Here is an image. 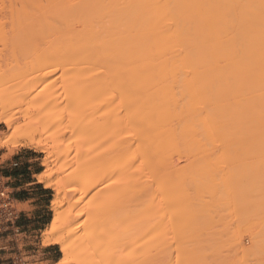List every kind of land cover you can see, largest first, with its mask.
I'll return each instance as SVG.
<instances>
[{
	"label": "bare ground",
	"instance_id": "obj_1",
	"mask_svg": "<svg viewBox=\"0 0 264 264\" xmlns=\"http://www.w3.org/2000/svg\"><path fill=\"white\" fill-rule=\"evenodd\" d=\"M2 3L6 5L8 13L6 19L0 14V33L5 31L20 35L44 33L49 34L48 37L55 34L56 38L53 36V40L51 39L55 45L54 51L66 52L64 58L73 56L71 59L74 58L77 67L72 71L73 73L76 71L78 74L79 70L88 67L101 69L100 77L97 76L98 74L95 75L99 73L98 68L95 74L92 72L95 71L94 69L90 73L103 81L100 89L93 86L95 78L93 79L92 76H95L92 74L89 77L90 75L87 74L86 79L91 81L92 88L87 86L84 89L85 87L78 82L73 85L71 92H66L67 99L74 105L66 111L69 115L65 114L64 117L67 123L70 122L69 125L73 130L78 129L82 124L84 126L87 122L89 125L91 121L93 130L99 129L102 119L98 117L99 122L95 120L97 113H94L95 116L86 115L89 101L92 98L97 99L96 96L104 99L106 105L104 104L105 111H103L109 113L110 118L120 119L115 131L112 125H107L108 136L117 138L119 142V156L101 172L95 171L94 166L87 168V175L70 188L73 193H81L83 197L91 188L122 172L125 180L134 179L132 184L135 192L132 193H135V197L132 196L130 199L134 207L132 209L130 207L128 211L136 219V223L133 224H136V231H133L135 238L132 237L135 242L141 246L140 248H143L142 245L146 248L153 247L152 245L159 240L164 242L163 239L168 238L165 236L166 228L172 226L175 217V222H178L173 227L177 226V234L180 232L182 237L179 234L176 236L175 231L174 241L178 237L176 241H179V245L184 248L187 241H190L187 236L190 235L189 227L192 224L194 229L204 226L197 232L205 230L206 227L208 229L209 223H206V217L208 207H211L212 203L208 201L210 197L206 201L204 199L206 203L203 201L204 197H208L205 194L210 196L209 193L204 192L203 197L201 194L204 191L202 186L207 182L203 181L204 185L197 186L192 180L195 176L199 178V175L212 174L213 181L219 183V179H214L219 172L214 170L216 166L221 165L218 162L226 159L228 168L226 166L225 169L223 161L225 170L222 171L221 177L223 181L228 178L229 183L225 182L228 183L226 186L229 187L225 189L228 191L223 189L225 186L221 183L220 186L214 183L218 185L217 190L221 189L218 191L221 193L220 198L226 193L228 198L226 196L227 199H223L229 204L232 201L230 211H234L233 216L236 219L232 218L231 222L236 220V223L234 221L231 226L229 222L231 216L228 221L230 229L228 227L225 229L227 232H222L221 224L219 231L218 227L215 229V234L205 235L204 231L206 237H200L201 234L198 237L204 241L217 237V241L221 243L226 238L223 243L228 240V244L231 242L236 244L239 251L232 244L231 247L228 246L231 249L226 248L227 250L223 251L227 255L224 253L220 256V259L222 256L224 259L225 256L228 257L226 259L228 261L222 259L220 264H264V0H8L7 2L2 0ZM3 19L6 21L3 22ZM48 73L39 75L37 77L39 82ZM116 94L118 95L110 105ZM53 96L51 94L47 101L45 100L44 106L54 103L56 96ZM13 116L0 115V121L5 122L10 130V135L6 139H0L4 144H8L13 137L26 139V126L15 125ZM28 139L31 146L39 148L40 143L35 137L30 136ZM180 145L187 146V149L197 148H194V154L191 155V148L187 152L184 147V153ZM177 146L180 148L179 152L171 150ZM218 146L222 149L220 154ZM209 147L218 149L213 150ZM172 151L174 156H171ZM175 153L179 158L182 153L185 156L188 153V160L192 157L193 172L191 168H188V173V169H184L182 175L183 165L179 166L177 163L175 166L177 164L178 169L173 165L172 172L179 170L180 175L177 176L176 173L175 175L176 179L182 177L179 182L184 186L182 189H188L187 186L190 184L195 185V190L202 188L195 192L201 191L199 196L203 202H200L206 207L203 204L200 208L196 204H194L195 208L192 206L194 203L192 200L195 198L190 196L195 195L191 194L193 191L191 186L189 188L192 190L189 189L187 192L186 189L187 193L184 191L186 194L182 196L184 192L180 193L181 187L178 182L176 185L171 184L172 163L169 161L170 168H168L166 159L169 157V160L172 158L176 162ZM92 155L93 153L90 157ZM228 157L229 162L234 160L233 163L230 162L231 165L227 162ZM99 158L101 155L97 153L93 155L92 161L96 162ZM213 160H216L217 164ZM210 161L211 164L216 165L212 170L208 169L209 165L211 167ZM198 162H208L207 167L198 169ZM239 163L245 164V167L236 166ZM184 167L186 168V165ZM53 172L54 168H50L47 174H41L40 181L50 177ZM186 177L190 184L186 181ZM172 178L175 181V176ZM183 180L187 186L182 183ZM47 181L49 182L48 179ZM172 185L176 186L177 190L175 187L173 189ZM58 189V192L60 190L64 192L62 196H56L52 201L54 218L50 228L45 231L44 243L61 242L63 251L69 253L80 237L76 238L71 234L64 237L61 231L64 225H67L64 229H69V233L74 234L72 230L74 219L81 211L80 208L78 209V201L73 200L65 210L62 204L68 189L66 186ZM125 191L127 193V190ZM125 193L126 197L128 194ZM132 193L130 195H133ZM12 196L14 197L13 192ZM133 199L135 202L131 201ZM228 199L231 201L228 202ZM192 207L195 214H192L194 212ZM128 211L126 209L121 211V216L124 212L121 217L122 223L126 222L123 220L125 217L130 216ZM224 211L226 213L220 214V220L223 217L221 223L224 221L225 225L228 216L225 218L226 221L224 216L228 212L227 209ZM177 212L182 213L179 214V220L175 216ZM192 218L197 220L196 228L194 227L196 222L191 224ZM203 221L208 226L202 225ZM86 222L91 223L92 218L88 217L84 223ZM229 224L227 223L228 226ZM133 225L131 228L135 227ZM242 231H247L246 233L249 234H247L249 244L246 246H241ZM190 232L195 235L194 230ZM169 237L171 240V236ZM183 237H186V240ZM160 238H163V241ZM189 243L195 245L198 242ZM201 244L197 246L201 247ZM186 245L187 249L191 247L188 243ZM197 246H194L196 253L203 249V246L198 247V251ZM210 247L205 251L208 250L209 253L211 250L213 255L214 250ZM159 249L162 250L160 247ZM157 251L154 252L158 254ZM201 253L197 255L200 256ZM208 253L205 252L203 255ZM208 255L211 257V254ZM208 255L202 257L205 259ZM194 257L197 258L196 255ZM203 260H200V263Z\"/></svg>",
	"mask_w": 264,
	"mask_h": 264
},
{
	"label": "rangeland",
	"instance_id": "obj_2",
	"mask_svg": "<svg viewBox=\"0 0 264 264\" xmlns=\"http://www.w3.org/2000/svg\"><path fill=\"white\" fill-rule=\"evenodd\" d=\"M3 1L7 2L8 0H3ZM5 7L6 5L2 3V0H0V14L3 15L2 17H4V19H6V16H7L6 13H8ZM5 21L6 20H4L3 22ZM5 32L0 33V115H3V114L10 115V116L14 115L13 118L15 119L14 121L15 125L26 126V134L27 135L29 134L28 137L30 136L35 137L36 140L39 141L40 146L39 148L34 147L33 145L31 146L30 142L28 141L29 139L27 135H26V139H23V138L20 139V137H13L12 140H10L8 144H4L3 142H0V168L3 170L9 171L10 169L18 168L19 166L23 167L24 165H26L25 170L27 173H38L34 178H32L30 174L29 176L28 175L25 176L26 181L31 180V179L38 181V184L29 186V187H36V186L43 185L44 186L43 190L47 192V195L43 196L42 198L38 196L27 195V196H31L32 198H34V200L32 199L31 201H28L26 203L18 202V207L20 210L23 208L29 209L32 207V204H34L35 207H40V211L41 213H43V216L35 220L36 224L32 227L31 232L27 233L28 237L30 236V234H31V237L27 239L29 240V242L28 243L26 242V250H27L26 264H33L32 262L35 261V259L39 261H44L43 263H37V264H209L211 262H215V263L217 262V264H220V260L224 259L223 256L220 259L221 254L224 255L225 253L223 252L224 249L225 251L227 250L226 248H228L229 250L231 249L230 247L232 245L235 246L236 244L235 243L233 244V242L231 241H229L231 243L228 244V240H226L227 243L226 241L225 243H223V241L226 238L222 241V243L219 240L217 241L218 239L217 237L212 240H208V241H204L202 238H204V236L207 233L215 234L216 233L215 229L217 227H218L217 228L218 231L221 228V230L223 229L222 231L223 233L227 232L225 231V229H228L230 227L229 222L231 223V226L234 224V221L236 223V220H233V222H231L232 218L236 219L235 216H233L235 215L234 211L233 212L232 210L230 211V209L232 208V201L228 199L229 200L228 202L231 201L230 202L231 204L226 203L227 200L225 201V199L228 198L226 193L225 195L224 193H222L224 195L223 198L225 199L220 198L219 195L221 193H218V191L221 189L217 190L218 185H216V184H219L220 186V183H221L222 186L226 187V188L225 187L223 188L224 190L228 189L229 187L228 185L226 186V184L229 183L227 181L228 178L225 177L226 180L223 181L224 179H222L221 177L222 171L225 170L227 166L226 159L221 160L220 158L222 162H218V163H221V165L219 164L218 167L215 165V163L211 164L212 159L209 162L211 164V167L209 165L208 169L212 170L214 166H216L218 169L216 170V167H215L214 171H217L219 173L213 176H214V179L215 178L216 180L219 179L220 181L219 183H216L215 181H213L212 174L211 176L210 174H205L204 176L199 175L198 176L199 178H196L195 176V179L192 180L193 184L196 183L197 186L204 185L202 183L203 181L207 182L205 184L206 186L205 185L202 186V188L204 187V189L200 187L202 191L204 190L203 193H201V191L199 193L202 194V197L204 196L205 193L207 194L209 193L210 196L205 194V196H208V197H204L203 201L204 199L206 201L207 198L209 197H210L209 199L211 200L208 199V201H212L211 207L210 206L208 207L209 212L207 211V217H206L207 220L204 219V221L206 220V223L207 222L209 223V226L205 224L204 221L202 222V225L203 224L207 225L208 229L206 227L205 230L198 231L199 232L198 233L197 230L203 228L204 226L201 228L194 229L192 227L193 226L192 222L194 223L196 222L195 223L196 226H194L196 228L198 226L197 220H193V218L191 219L193 221L190 220L192 225L189 227V229L191 228L189 230V233H190L189 236L191 237L187 236V238H189L191 242L195 241V243L198 242L199 244H201L200 242H202L200 246L201 247L203 246V249H201L200 251L198 249L199 246H197L199 244L198 243L195 244L197 246V250L199 251L198 253H201L202 251L201 255L200 256L197 255L198 253H196L197 251H195V247H194L195 245L193 243H189L190 242L189 240L187 241V243H188V246L191 245V247L190 248L188 247V249L186 248L187 247L186 242H184V244L186 243L185 244L186 247L184 248L181 247V244L179 245L178 243L179 241H176L178 237L174 241L175 235L173 233L176 231L175 233L176 236H178V234L180 233L179 232L177 234V231H178L176 230L177 226L173 227L174 225H176L175 223L178 222V221L175 222L174 220L175 217L172 220L173 221L172 222L173 224L171 223L172 226L170 225L168 229H170L171 227L172 228L168 230L165 227L167 230L166 231L167 235L165 234V236L166 237L168 236V238L167 239L162 238L164 242H160L159 240L158 242H156L157 244L155 243L152 245L153 247L146 248L144 247V245H142L143 248H140L141 246H139L138 243H136L135 240L133 239L135 238V232L133 233V231H136L135 230L136 224L135 225L133 224L136 223V219L133 216V214L129 213L130 207L131 209L134 207L133 206L134 203L132 204V202H130V199H132V196L135 197V193H132V192H135V189L133 188V184H132L133 183L132 181H134L133 178L127 181L122 177L123 176L122 172L117 173L116 175L109 177L107 180L91 188L88 191V193L84 195L83 197L81 193H73L70 190L72 186L76 185L78 180H80L83 176L87 175L86 173L87 168H92L94 166L95 171L101 172L106 166L111 165L112 160L115 161L117 159L116 157L119 156L118 155L119 150H120V145L118 144L119 142L117 138L114 139V137L110 138L108 136L107 125H112V128H114V131H115L117 130L118 125L120 124V119L118 117H115V119L114 117L110 118L109 116L110 114L107 112H104L105 111V108H103L105 104L104 99H101L100 97L96 96L97 99L98 98L100 99L93 100L92 98V100L89 101L88 106H87L88 110H87L86 115L95 116L94 113H97L95 120L98 121L99 118L102 119L98 130L97 129L93 130L91 126L92 121L89 122V125L87 122V124H84V126H82L83 125L82 124L81 127L73 130L71 126L69 125L70 122L67 123V120L64 117L65 114L66 116L69 115L66 111L67 110L69 111V109L73 107L72 105H74L70 100L67 99L66 92L68 91L71 92L70 90L72 89L73 85H75L78 82H80L82 86L85 87L84 89H86L87 86L92 88V86L90 85H93V84L91 83L89 79H86V78H88L87 77L88 75H90L89 77H91L93 73L95 74L97 68L99 70V73H96L95 75L98 74L97 76H99V74H101L100 73L101 69L99 67L95 69L92 68L95 71H92L93 73L90 74L92 69L88 67V69L86 68V69L79 70L78 74H76L77 73L76 71H74L73 73L72 71L77 68L76 65L74 64V58L73 60L71 59L73 56L71 57L68 56L64 58V56H66V52L54 51L55 45L53 44L54 42L52 40H53V36L54 38H56L55 34H52L51 36L48 37L49 34H44V33H37V34L24 33V35L21 33L20 35L19 33L12 34L13 32H9V31H5ZM16 37H20L19 39H23V40L26 37V39L23 41V40H19ZM21 37H24V38H21ZM44 72L45 73L49 72V73L46 74L45 78L39 82L37 77L39 75H43ZM97 76L95 77L92 76L93 79L95 78L97 80L96 81L94 79L95 84L93 86L95 88L100 89L103 85V81L101 80V78L98 79ZM38 91L39 92L41 91L40 94ZM28 92L29 93L32 92L33 94L31 93L28 94ZM36 93H38V95H36ZM51 94L52 96L53 95L56 96V99L54 100V103H53L54 105L51 103L52 105L49 104L50 106H48L47 104L46 106L45 104L46 106L45 107L43 103H45V100L47 101L48 97H50ZM117 95L118 94H116L114 98L111 100L110 105H112ZM96 110L97 112H95ZM9 133H10V130L5 124V122L0 121V139H6V137L10 135ZM184 147H186L187 149V146L180 145L181 151L183 150V152L185 153ZM177 148H179V146L173 149L171 148V150L175 152L178 150L179 152L180 148L179 149ZM188 148L189 149H187V152L191 148L192 150L190 152H191V155H193L194 148L196 149L197 147H188ZM209 148L213 150L218 149L217 147L216 148L209 147ZM220 148L221 147H219V151L216 150L218 151L219 154L222 151V149ZM103 151L106 155H104ZM173 151L171 153V156L172 155L174 156ZM91 152L93 153L94 156L95 154L98 153L99 155H101V158H99L96 162H93L92 161L93 155L92 157H90V154H92ZM177 153H175L176 158L173 157L175 158L176 162H174L172 158L171 160H169L170 159L169 157L167 158L168 160L166 159V162L168 161L167 166L168 168H170L169 161H171L172 163V167L170 168L171 174L172 175L174 174L175 176V181H174L172 180L173 179L172 177L174 176L171 175V184L176 185L178 182L180 186L179 185L177 186L181 187L182 189V187L184 186H182L179 183L182 177L179 176V178L176 179V175H175V173L177 174V176L180 175L178 174L179 170L178 171L176 170L177 172L175 171L172 172V169L174 168L175 163H177L179 166L183 165L181 169L183 170L182 175H184V171L187 170L188 168L189 169L191 168L190 170L192 171V163H193V168H194V162H191L192 157L190 158V160H188V153H187V156H185V154L183 153L180 154V158ZM218 153H215V154L218 155ZM232 160H230V162H232ZM223 161L225 162V166H224ZM213 162H216V160H213ZM227 162L231 165V163L229 162V157L227 158ZM198 163L199 164L197 168L200 169L203 167H207L208 162H205V163L198 162ZM177 164L175 168L177 167ZM196 164L197 163H195V165ZM185 165H186V168L184 167ZM238 165L239 167L242 166V168L245 167V164L243 163L236 164V166ZM220 166L222 168H220ZM223 166L225 167V169ZM50 168H54V172L52 173V175L50 177L48 176L45 180L40 181V175L47 174ZM189 169L187 173L189 172ZM193 174L195 175V173ZM191 178H193V176H191ZM220 178L222 181L220 180ZM47 179L49 180L51 184H49ZM5 180L7 181L6 178ZM184 180H185V177H184ZM184 180L182 181V183L184 182L183 184H186ZM195 180H198L199 182ZM229 180L231 181L230 178ZM186 181L189 182L187 177H186ZM226 181L228 183H225ZM190 183L191 182H189V184ZM193 184L192 186L190 184L191 188L193 189V191H191V194H194L196 196L198 192H195V191H199L201 189L197 188V190H195L196 188H195V185L193 186ZM229 185L231 187V184ZM64 186L67 187L68 192H67L66 197L64 198L62 207L64 209L65 208L68 209L70 201L72 200L78 201V209L80 208L79 210L81 211L80 212L76 208V210L80 212V215L76 219H74V223L76 224V225L73 224L72 226V230L74 231V234L69 233V229H66V230L64 229L66 228L65 226L67 225H64L63 228L61 227L63 229L61 233L63 232L64 237H67V235L69 234H71V236H74L76 238L77 236L80 237L79 241H77V243H75L72 246L69 253H65L63 251L61 242H52L50 244L44 243L45 231L50 228L52 220L54 218V210H53L52 201L54 200L56 196L63 195L64 191L60 190V192H58L59 191L58 188L63 189ZM190 186H187L188 187V189L186 188L187 192L189 189L192 190L191 188H189ZM174 187H175V190H177L176 186H173L172 188L174 189ZM131 188L134 191H132ZM181 189H179L180 193L184 191L186 192V189L184 188H183L184 190L183 189L181 190ZM10 190L13 191L12 189ZM125 190H127V193H125L126 192ZM128 191L129 192L131 191V192L129 193ZM225 191H228V190H225ZM185 192L182 193L183 195L182 194L181 195L184 196L187 193ZM124 193L125 195L128 194L127 195L128 197L127 196L125 197ZM131 193L133 195H130ZM199 193H198V196L200 195ZM191 194L189 191V195ZM192 196L193 195H191L190 198H193V199L195 198L194 200H192L194 201V203L193 204L191 203L193 207L195 206L194 204H196L199 208L201 204L205 206L204 203H201L203 202L202 198L200 199L201 195L199 197L198 196L192 197ZM134 199L131 201L135 202ZM193 207H192V210H193ZM224 207L225 209H227V212H228L227 215L224 216V219L228 216L227 218L228 220L225 219V221L227 220L225 225L223 224L224 221L221 223L223 217H221V220H220V216H221L220 214L222 212L226 213V211H224L225 210ZM189 208H191V205H189ZM122 209L123 210L126 209L127 211L129 210L128 213L130 214V216L125 217L123 219V220H126L127 223L126 222L122 223L123 221L121 217L123 216V213H124L123 212L121 216V211H123ZM192 210L190 211L189 209L190 212H192ZM37 213L38 212H36L35 214L38 215ZM177 213L178 214L175 216L178 218L180 217L179 214L181 212H177ZM193 213L195 214V211L192 212V214ZM194 216L195 215H193V217ZM88 217L92 218V222L84 223V221ZM194 218L196 219V217ZM229 218H230V221H229ZM75 220H77L78 223ZM177 220H179V218ZM82 222L83 224H81ZM130 223L133 225V227L134 226L135 227L131 228L132 225ZM227 223L229 224V226L227 225ZM219 225L223 227L220 226L219 228ZM224 226H226V228H224ZM76 228H78V230ZM172 229H173V232H171ZM193 230L195 232V235L194 233L190 232ZM204 231L206 232L205 235L203 233ZM131 232H132V235H131ZM244 232L245 231H242V235L240 237L241 246H246L249 244L247 243L249 242L247 241L249 239L247 237L248 233H246L247 232L246 231L245 232L246 235H245ZM199 234H201L200 237L202 236L203 237L199 238L198 237ZM169 236H171V240L169 239L170 238ZM179 236L182 237L180 234ZM192 236L194 239L192 238ZM180 237L179 239H181ZM162 239L161 241H163ZM168 239L172 242L170 243ZM184 239L186 240V237ZM184 244L182 245L184 246ZM46 245H51L54 248L53 250H56L55 255L54 253L53 255L44 254L45 252L44 246ZM159 247L162 248V250L159 249ZM208 247L214 250L213 255H212V252H210L211 250H209V253L207 252L208 250L205 251ZM222 247L224 248L222 249ZM171 248H173V250H171ZM236 249L238 248L236 247ZM159 250H160V253H159ZM182 250L183 252H179ZM188 250L191 253L188 252ZM154 251L155 252L157 251L159 255L156 254ZM29 252L30 254H35V256L32 257L29 254ZM161 252H163V254ZM205 252L208 254H211V257H209L210 255L207 254L208 258L204 259L203 257L207 256V255L205 256L203 255ZM195 255L197 258L194 257ZM218 255H219V258H217ZM54 256H59L58 261H54L56 260L54 259ZM227 258L228 257L225 256L224 260H226ZM200 260H203L204 263L203 261H201L200 263Z\"/></svg>",
	"mask_w": 264,
	"mask_h": 264
},
{
	"label": "crops",
	"instance_id": "obj_3",
	"mask_svg": "<svg viewBox=\"0 0 264 264\" xmlns=\"http://www.w3.org/2000/svg\"><path fill=\"white\" fill-rule=\"evenodd\" d=\"M25 169L26 165L10 169L9 171L0 168V172L7 179L9 188L13 190L14 197L20 203H26L32 199L34 200V198L27 195L38 196L40 198L47 195V192L43 190V185L29 187L38 184V181L34 179L26 181L25 176H29L30 174V176L34 178L38 173H27ZM36 212H38V215L35 214ZM41 216H43V213H41L40 207H35L34 204H32V207L29 209L23 208L20 210L18 227L0 234V264L11 262L15 259H21L24 261V264H26V242L28 243L29 240L27 239L31 237V234L28 237L27 233L31 232L32 227L36 224L35 220ZM53 249L51 245L44 246V254L53 255L54 253L55 255L56 250ZM30 255L32 257L35 256V254ZM54 259H56L54 261H58L59 256H54ZM35 261L32 263L37 264L44 262L36 259Z\"/></svg>",
	"mask_w": 264,
	"mask_h": 264
},
{
	"label": "built area",
	"instance_id": "obj_4",
	"mask_svg": "<svg viewBox=\"0 0 264 264\" xmlns=\"http://www.w3.org/2000/svg\"><path fill=\"white\" fill-rule=\"evenodd\" d=\"M20 209L17 200L12 196L4 176L0 173V234L18 227ZM3 264H24L21 259H15Z\"/></svg>",
	"mask_w": 264,
	"mask_h": 264
}]
</instances>
